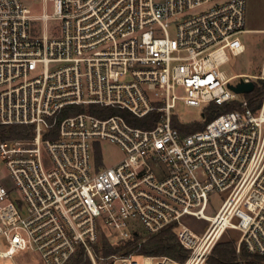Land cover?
Listing matches in <instances>:
<instances>
[{"label":"built area","instance_id":"built-area-1","mask_svg":"<svg viewBox=\"0 0 264 264\" xmlns=\"http://www.w3.org/2000/svg\"><path fill=\"white\" fill-rule=\"evenodd\" d=\"M246 17L247 0H0V126L32 127L0 139L17 188L0 181V257L139 264V247L169 227L186 260L144 264H212L229 229L238 252L264 255V94L253 104L254 89L231 87L263 85L264 63L258 75L223 68L246 51ZM179 101L203 120H182ZM210 105L232 109L207 121ZM103 141L123 153L111 165ZM213 194L223 203L210 215ZM186 215L209 221L202 235Z\"/></svg>","mask_w":264,"mask_h":264},{"label":"rangeland","instance_id":"rangeland-1","mask_svg":"<svg viewBox=\"0 0 264 264\" xmlns=\"http://www.w3.org/2000/svg\"><path fill=\"white\" fill-rule=\"evenodd\" d=\"M247 23L248 31L239 35L240 40L245 45L246 51L237 56H231L230 61L223 67L229 75L236 74H260L262 64L264 63V0H247ZM172 36L174 31L171 30ZM239 79H235L237 82ZM176 113L182 120H203V107L190 106L183 101H179L175 108ZM207 119V117H206ZM206 123V122H205ZM201 125H204L200 123ZM198 127V126H197ZM199 129V128H196ZM195 129V130H196ZM193 131V130H192ZM103 158L106 165H111L122 155L120 147L109 141L102 142ZM0 181H2L12 192L17 191L14 180L6 165L5 160L0 155ZM213 208L209 212L214 215L223 203V197L220 194L211 195ZM183 224L189 227L197 235H202L209 226V221L204 218H198L192 215H186L182 219ZM241 237V232L237 229H229L228 234L224 235L218 243L227 241H237ZM217 243V244H218ZM9 247L5 237H0V249L7 250ZM215 247V246H214ZM213 247V248H214ZM213 252V249H212ZM211 252V254H212ZM237 254H240L237 250ZM139 264L145 263L143 254H136L133 257ZM0 264H44L41 255L31 250L18 251L12 257H0Z\"/></svg>","mask_w":264,"mask_h":264},{"label":"trees","instance_id":"trees-1","mask_svg":"<svg viewBox=\"0 0 264 264\" xmlns=\"http://www.w3.org/2000/svg\"><path fill=\"white\" fill-rule=\"evenodd\" d=\"M264 94V84H256L254 90L247 96L252 100L253 104L260 101ZM232 109L231 106H215L210 105L206 112L207 121H210L218 112ZM198 126V127H197ZM204 125L194 123L186 127L185 133L202 128ZM32 134V127L30 125H8L0 126V139L27 138ZM139 238H135L128 244L122 247L109 249V252L117 251L119 249H127L133 251L139 247ZM141 254L153 256H168L175 260L184 261L189 255V250L183 248L179 241L176 232L172 227L166 228L158 235L152 236L147 242L140 247ZM209 260L212 264H264V255L250 252L245 247L241 248L240 254H237V245L234 241H227L218 243L213 248Z\"/></svg>","mask_w":264,"mask_h":264},{"label":"water","instance_id":"water-1","mask_svg":"<svg viewBox=\"0 0 264 264\" xmlns=\"http://www.w3.org/2000/svg\"><path fill=\"white\" fill-rule=\"evenodd\" d=\"M254 82L241 81L237 85H231V87L238 93H249L254 89Z\"/></svg>","mask_w":264,"mask_h":264}]
</instances>
